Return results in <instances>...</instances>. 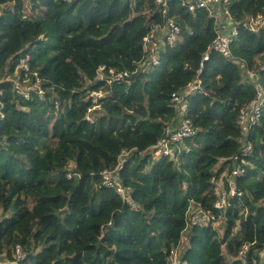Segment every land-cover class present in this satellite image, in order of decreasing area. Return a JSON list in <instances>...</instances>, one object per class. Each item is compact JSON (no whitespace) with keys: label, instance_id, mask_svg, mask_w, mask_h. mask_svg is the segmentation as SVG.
<instances>
[{"label":"trees","instance_id":"trees-1","mask_svg":"<svg viewBox=\"0 0 264 264\" xmlns=\"http://www.w3.org/2000/svg\"><path fill=\"white\" fill-rule=\"evenodd\" d=\"M167 3L181 42L148 72L103 85L93 83L100 65L131 71L142 57L143 35L161 20L154 0H0V256L12 258L19 245L22 264H168L189 205L213 209L215 181L240 156L239 109L256 97L246 70L264 91V27L243 25L264 12V0L227 3L237 26L231 56L204 62L199 79L208 94L188 97L196 132L176 160L147 150L166 125L176 126L171 93L196 78L215 31L205 10ZM28 85L35 87L25 96ZM98 89L104 94L94 104L88 93ZM248 141L246 172L235 179L241 195L228 196L223 234L212 224L191 226L186 264H264V99ZM122 150L129 156L119 175L133 205L100 175Z\"/></svg>","mask_w":264,"mask_h":264},{"label":"built area","instance_id":"built-area-1","mask_svg":"<svg viewBox=\"0 0 264 264\" xmlns=\"http://www.w3.org/2000/svg\"><path fill=\"white\" fill-rule=\"evenodd\" d=\"M182 3L190 11H194L196 8L206 9L212 16L218 17L219 10L218 5L221 2H227L228 0H181ZM156 5L162 6L166 11V0H154ZM165 15V14H164ZM249 26L254 30L258 27L264 26V13L258 14L255 18H250L248 21ZM224 27V26H222ZM236 34L235 27L230 30H219L215 37L212 39L210 45L208 46L206 52L202 56V60L199 63L198 73H200L203 61L207 60L210 54V51H215L222 53L224 56L229 55V44ZM180 26L173 19H165L162 22H155L152 24L146 33L143 36V52L144 56L142 61L139 63V66L133 71L137 70H147L152 64L157 62V53L160 48H163L166 45H173L176 40H180ZM264 67V66H263ZM106 66L101 65L97 70V79L104 81L107 84L111 83H121L128 82L130 73L128 71H116L113 68H108L106 71ZM257 98L248 103H245L241 106L239 113L236 117V124L239 127L242 134V156L247 155L251 152V145L247 141V136L250 133L251 128L258 122L261 111V103L263 101L264 92L260 85L259 80L255 84ZM203 91L202 84L200 80L196 79L189 83L181 91H176L171 94V102L176 105L178 109V119L176 126L170 124L166 125L163 130V135L156 140V142L148 149V152L155 157L166 156L172 160H176L178 157L179 147L183 143L184 139L192 137L196 129L192 125L191 121L186 118V102L185 99L197 93ZM101 91H92L90 96L93 98V101H97L101 97ZM90 111V109H89ZM88 120H91V117L87 116ZM129 156L128 150H122L119 157V161L115 168L113 169H104L101 172L103 183L110 188L116 190L117 193L129 204L132 205L130 191L128 188H125L119 177L118 170L121 168L122 162L126 160ZM243 162V160H241ZM233 169L229 174H226L224 171L220 177L217 179V194L218 199L214 203V207L218 210H223L227 204V198L229 195H241L239 191L236 190L235 179L244 174V168L239 164L238 157L235 156L232 160ZM224 185L227 186V189L224 188ZM215 217L211 211H202L200 206H197L196 212L191 216L190 222L203 223L210 220H214ZM246 247H244V250ZM172 255V264H185L176 257L175 252L171 251ZM25 251L19 245L16 246L12 258L7 259L3 256H0V264H22L25 259Z\"/></svg>","mask_w":264,"mask_h":264},{"label":"clouds","instance_id":"clouds-1","mask_svg":"<svg viewBox=\"0 0 264 264\" xmlns=\"http://www.w3.org/2000/svg\"><path fill=\"white\" fill-rule=\"evenodd\" d=\"M167 1L168 0H166V11L163 13V10H165L162 6H158V5H156L155 4V2H154V4H155V6H156V8H157V13H159L160 14V17H161V20H159V21H153V22H150V24H149V26H148V29H147V31H146V33L148 32V30H149V28H150V26L152 25V24H154L155 22H162L163 20H165V19H168V18H170V19H173L179 26H180V36H181V39L180 40H176V42L173 44V45H166V46H164L163 48H160L159 50H158V53H157V62L155 63V64H152L147 70H144V71H141V70H137V71H135V72H133L138 66H139V63L142 61V59H143V56H144V52H143V40H142V57L140 58V60L138 61V62H136V64H135V67H134V69L133 70H131V71H128V70H116V71H128L129 73H130V75H129V78H128V81L130 80V79H132L135 75H137V74H141V73H146V72H148L149 70H151L152 69V67L153 66H155L157 63H158V60H159V54L160 53H162L164 50H165V48L166 47H172V46H174V45H176L178 42H181V40H182V30H183V28H182V26L174 19V18H172V17H169L168 15H167V9H168V3H167ZM180 1V3H181V5L188 11V12H190V13H195V11L197 10V9H203V10H205L206 12H207V14L209 15V17H211L212 19H213V24H214V31H215V35L217 34V32L219 31V30H230L231 28H233V27H235V29H236V34L233 36V38H232V40L235 38V36L237 35V26L235 25L236 23L235 22H233L232 21V17H231V15L229 14V11H228V8H227V3L229 2V0L227 1V2H221L219 5H218V10H219V16L218 17H215V16H212L206 9H204V8H196L194 11H190V10H188V8L182 3V1L181 0H179ZM264 13V12H263ZM165 14V15H164ZM260 14H262V13H260ZM258 15V14H257ZM256 15V16H257ZM256 16H249V17H247L246 19H245V21L243 22V25L244 26H246V27H248L251 31H257L260 27H258V28H256V29H252L250 26H249V24H248V21H249V19L250 18H255ZM222 26H224V27H222ZM261 27H264V26H261ZM146 33L144 34V35H146ZM189 33H191V31H189ZM143 35V36H144ZM215 35L213 36V38L215 37ZM143 38V37H142ZM212 38V39H213ZM212 39H211V41H212ZM232 40H231V42H232ZM231 42H230V44H229V55L228 56H224L222 53H218V52H215V51H210V54H209V57H208V59L207 60H204L203 61V66H202V69H203V67H204V62H206V61H208L209 60V58L211 57V54H213V53H216V54H219V55H221V56H224V57H230L231 56V49H230V45H231ZM210 45V44H209ZM208 48V47H207ZM207 50V49H206ZM206 52V51H205ZM204 52V53H205ZM203 53V54H204ZM203 54H202V56H203ZM202 56H201V59H200V61H199V63L201 62V60H202ZM101 66V65H100ZM264 65H262L261 66V68L262 69H264V67H263ZM241 67H242V69H245L244 67H245V65H241ZM107 69L108 68H111V67H106ZM198 68H199V65H198ZM107 69H106V71H107ZM114 69V68H113ZM202 69H201V71H202ZM97 70H98V68H97ZM97 70H96V80L93 82V83H96V82H102L103 83V85H112V84H114V83H111V84H107V83H105L104 81H101V80H98L97 79ZM197 71H198V69H197ZM196 71V78L195 79H193L192 81H194V80H196V79H198V80H200L199 79V74L201 73V71H200V73H198ZM246 74L247 75H244V78H246L247 79V76H249V78L251 79V80H253V81H255L256 82V78L254 79V73H252V72H250V71H248V70H246ZM191 81V82H192ZM191 82H189V83H191ZM200 82H201V80H200ZM115 83H117V82H115ZM121 83H127V82H121ZM121 83H117V84H121ZM188 83V84H189ZM187 84V85H188ZM202 84V83H201ZM186 85V86H187ZM185 86V87H186ZM15 87H17L18 88V86L17 85H15ZM184 87V88H185ZM202 87H203V85H202ZM183 89V88H182ZM182 89H180V90H177V91H181ZM255 89V92H256V87L254 88ZM93 91H95V90H93ZM97 91H101L102 92V95H101V97L103 96V94H104V92H103V89H98ZM92 91H90L89 93H88V96H89V98L92 100V102L95 104V103H97V101H98V99L99 98H101V97H99L98 99H97V101H93V98L90 96V93H91ZM176 92V91H175ZM264 92V91H263ZM172 94V93H171ZM199 94H208V92H207V90L203 87V91L202 92H200V93H197V94H194V95H199ZM190 96H192V95H190ZM189 97V96H188ZM188 97L185 99V102H186V110H187V105H188ZM257 98V92H256V97L253 99V100H255ZM263 99H264V97H263ZM170 101H171V96H170ZM252 101V100H251ZM250 102V101H249ZM172 103V105L174 106V108H175V110L177 111V113H179L178 112V109H177V107H176V105H174L173 104V102H171ZM248 103V102H247ZM262 104H263V101H262V103H261V107H262ZM244 105V104H243ZM242 105V106H243ZM1 107H2V103L0 102V118H3V114H2V112H1ZM96 106H92L91 108H88L87 109V114H86V119H87V116L89 115L90 117H91V120H88V121H92L93 120V116H92V110L95 108ZM241 108V107H240ZM89 109H90V111H89ZM240 110V109H239ZM261 112V111H260ZM239 113V112H238ZM177 116H179V114L177 115ZM186 118H188L187 117V112H186ZM189 119V118H188ZM259 119H260V117H259ZM190 120V119H189ZM259 121V120H258ZM192 123V122H191ZM258 123V122H257ZM257 123L254 125V126H256L257 125ZM235 124H236V120H235ZM193 125V124H192ZM236 126H237V124H236ZM253 126V127H254ZM238 127V126H237ZM253 127L251 128V130L253 129ZM195 128V127H194ZM239 128V127H238ZM250 130V131H251ZM239 131H240V129H239ZM240 134H241V131H240ZM242 135V134H241ZM249 135V134H248ZM189 138H191V137H189ZM187 139V138H186ZM241 139H242V137H241ZM247 141H248V136H247ZM249 143H250V145H251V150H252V144H251V142L250 141H248ZM241 144H242V141H241ZM152 146V145H151ZM150 146V147H151ZM149 147V148H150ZM241 149H242V145L240 146V156L238 157V162H239V164L244 168V174H245V172H246V168H245V161L246 160H244V156H247V155H249V154H247V155H244V156H242V154H241ZM148 151V150H147ZM149 153V152H148ZM152 155V154H151ZM153 156V155H152ZM155 157V156H154ZM160 157V156H159ZM166 157V156H165ZM168 158V157H167ZM234 158V157H233ZM233 158L231 159V166H232V169H233V164H232V160H233ZM170 159V158H169ZM241 160H243V162H241ZM115 168V167H114ZM231 169V170H232ZM104 170V169H103ZM102 170V171H103ZM101 171V172H102ZM224 171H226V169H224L222 172H221V174L224 172ZM101 172H100V175H101ZM231 172V171H230ZM229 171H226V174H229L230 173ZM118 173H119V170H118ZM220 174V175H221ZM243 174V175H244ZM220 175H219V177H220ZM242 175V176H243ZM119 177H120V175H119ZM218 177V178H219ZM241 177V176H240ZM101 178H102V176H101ZM239 178V177H238ZM121 179V178H120ZM103 181V180H102ZM217 181V180H216ZM216 181H215V183H216ZM121 182H122V180H121ZM123 184V183H122ZM106 186V185H105ZM124 186V185H123ZM125 187V186H124ZM110 188V187H109ZM125 188H128V187H125ZM113 189V188H112ZM129 189V188H128ZM115 190V189H114ZM237 190V189H236ZM129 191H130V189H129ZM238 191V190H237ZM115 192H116V190H115ZM240 192V191H239ZM117 193V192H116ZM215 193H216V199L214 200V203H215V201H217V199H218V194H217V184H216V187H215ZM241 193V192H240ZM118 195H120L119 193H117ZM238 196V195H237ZM240 196V195H239ZM120 197H121V195H120ZM122 198V197H121ZM122 200H124L123 198H122ZM125 201V200H124ZM126 202V201H125ZM127 203V202H126ZM214 203H213V209H215V210H217V211H219V215H218V217H216L215 215H214V212H213V209H204L203 207H202V205H200V204H197V203H191L190 205H189V207H188V210H187V218H186V230L184 231V233H183V235H182V237H181V241H180V243H179V245H178V247H176V248H173V249H171L170 251H169V255H168V264H172V255L173 254H171V251H174L175 252V255H176V257L177 258H179V260L180 261H182V262H185V264H186V261H184L183 259H182V252H183V249H184V246L186 245V240L185 241H183V236H184V234L187 232L188 233V229L191 227V226H193V225H197V224H203V225H207V224H212L213 225V227H214V223L218 220V219H223V216H224V214H225V210H226V208H227V206L229 205V200H228V198H227V204H226V206H225V208L223 209V210H218V209H216L215 207H214ZM129 204V203H128ZM131 205V204H130ZM132 205H133V203H132ZM197 206H200V208L202 209V211H211L212 213H213V215H214V217H215V219L214 220H210V221H208V222H203V223H195V224H192L191 222H190V218H191V216L196 212V208H197ZM187 237V236H186ZM181 245V246H180ZM244 247H246V249L244 250ZM248 251V245H243L242 247H241V250L239 251V253H238V258L241 260V261H245V256H246V252Z\"/></svg>","mask_w":264,"mask_h":264},{"label":"rangeland","instance_id":"rangeland-1","mask_svg":"<svg viewBox=\"0 0 264 264\" xmlns=\"http://www.w3.org/2000/svg\"><path fill=\"white\" fill-rule=\"evenodd\" d=\"M15 82H17V81H15ZM17 86H18V88H20V86H22V83H20V82H18L17 84H16ZM35 87V85H32V86H26V89H25V91H24V93H25V96H27V89H29V88H34ZM1 216H2V213L0 212V218H1ZM214 227H216V228H218L219 229V232H220V234H223V231L225 230V224H224V222H223V219H218L215 223H214ZM186 236H187V232L184 234V236H183V241H185L187 238H186ZM181 246V245H180ZM261 256L262 257H264V253H261Z\"/></svg>","mask_w":264,"mask_h":264}]
</instances>
